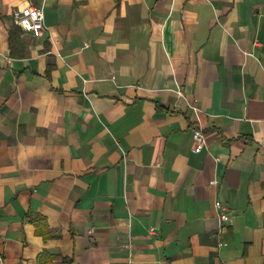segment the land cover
I'll use <instances>...</instances> for the list:
<instances>
[{"label": "crops", "instance_id": "0c3cea01", "mask_svg": "<svg viewBox=\"0 0 264 264\" xmlns=\"http://www.w3.org/2000/svg\"><path fill=\"white\" fill-rule=\"evenodd\" d=\"M0 264H264V0H0Z\"/></svg>", "mask_w": 264, "mask_h": 264}, {"label": "built area", "instance_id": "2783aa9c", "mask_svg": "<svg viewBox=\"0 0 264 264\" xmlns=\"http://www.w3.org/2000/svg\"><path fill=\"white\" fill-rule=\"evenodd\" d=\"M15 23L24 31L32 33L35 37H41L46 31L45 13L42 6L29 4L16 12ZM258 41H256V44ZM180 96H183L181 90L178 91ZM192 109L198 111V107L193 105ZM195 148L194 151L199 152L206 148L205 133L201 127L194 131ZM215 208L218 211L219 222L225 223L230 221V216L227 207L219 200L215 202ZM226 244V243H224Z\"/></svg>", "mask_w": 264, "mask_h": 264}]
</instances>
